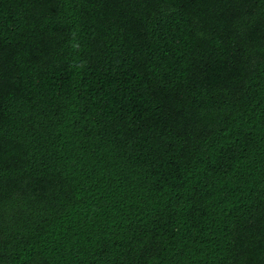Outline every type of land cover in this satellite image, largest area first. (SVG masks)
<instances>
[{
	"label": "trees",
	"instance_id": "obj_1",
	"mask_svg": "<svg viewBox=\"0 0 264 264\" xmlns=\"http://www.w3.org/2000/svg\"><path fill=\"white\" fill-rule=\"evenodd\" d=\"M0 264H264V0H0Z\"/></svg>",
	"mask_w": 264,
	"mask_h": 264
}]
</instances>
